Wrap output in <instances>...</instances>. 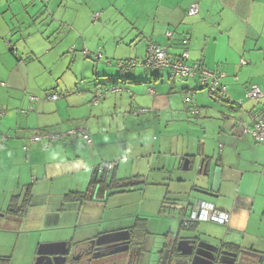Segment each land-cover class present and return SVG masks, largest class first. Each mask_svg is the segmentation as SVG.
<instances>
[{
  "label": "crops",
  "instance_id": "obj_1",
  "mask_svg": "<svg viewBox=\"0 0 264 264\" xmlns=\"http://www.w3.org/2000/svg\"><path fill=\"white\" fill-rule=\"evenodd\" d=\"M49 1L0 0V82L5 83L0 85L5 111L0 132L10 135L0 149V264H13L23 233L40 232L37 242L26 240V246L34 247L27 264H35L42 244L84 243L115 229L139 230L149 255L143 264H183L177 249L182 239L236 252L237 264H264V143L235 128L242 109H264V96H245L251 85L264 93V0ZM44 2L46 10L85 12L83 18L72 16L77 20L57 21L67 33L72 28L77 34L72 40L62 36L58 50L41 33L40 50L30 43L27 29L38 26V8ZM193 4L199 13L190 16ZM90 29L94 35L86 39ZM169 31L172 38L166 35ZM148 39L166 46L172 57L188 52L189 62L224 72L228 97L211 95L198 79L175 82L169 70L139 68L123 76L118 63L144 58ZM72 48L88 49L91 57L101 53L109 61L96 64L90 94L121 89L109 91L97 104L86 98L87 91L63 90V98L49 100L53 73L42 69L36 54L49 59L53 52L60 57ZM189 90L192 100L186 103ZM78 126L88 128L92 144L70 136L54 143L30 141L36 132L61 133ZM186 159L188 170L183 169ZM208 161L207 183L197 172L191 190L169 189L171 183H185L187 171ZM107 162L117 163L110 181L127 185L118 195L134 191L139 183L147 186L141 206L145 212L114 216L122 206L110 204L112 195L103 200L106 193H100L95 200L96 195L87 194L94 169ZM217 166L219 196L200 193L211 190ZM163 186L167 188L160 194ZM205 200L230 214L227 226L204 222L185 228L180 221L178 228L171 222L165 231L157 230L164 219L187 217L194 204ZM129 217L134 219L130 225H118ZM43 232L56 237L43 239ZM7 248L14 252L6 253Z\"/></svg>",
  "mask_w": 264,
  "mask_h": 264
},
{
  "label": "built area",
  "instance_id": "obj_2",
  "mask_svg": "<svg viewBox=\"0 0 264 264\" xmlns=\"http://www.w3.org/2000/svg\"><path fill=\"white\" fill-rule=\"evenodd\" d=\"M198 13V4H193L188 10V15L190 16L197 15ZM99 15L100 14H96L94 19L96 20ZM166 35L168 38H172V33L170 31L167 32ZM72 50L74 49L72 48ZM83 53L86 57L90 56V51L88 49H84ZM95 57L100 59L102 58V54L98 53L95 55ZM242 63H244V61H242ZM139 66L154 72L169 70L170 78L175 82L198 79L201 86L208 90L211 95H218L223 98L228 97L227 87L223 83V78L226 75L224 72L209 69L200 62H189L188 52H184L179 57H172L169 55L168 48L166 46H161L155 43L152 39H148L147 41V54L144 58H128L118 63V67L124 75L129 74V72L135 70ZM0 85L4 86L5 83L0 82ZM120 89L121 88L119 87H113L112 89L106 90L105 92L104 90H97L93 96V103L97 104L100 99L109 91H119ZM245 96L252 100H260L264 96V93L258 86L251 85L247 88ZM63 97V94L52 92L49 96V100L57 101ZM31 100H35V97L32 96ZM191 100L192 91L189 90L184 97V102L190 103ZM147 111L149 110H142V112ZM195 112L199 111L196 110ZM242 112L246 114L248 121L244 119ZM4 113V109L0 107V117ZM235 128L238 134L249 135L256 142L264 143V109H242L241 113L236 117ZM66 136H70L72 138L81 137L87 143H93L88 128L85 126H78L61 133L46 131L36 132L30 137V141L40 142L46 140L48 143H54L63 140ZM9 138L10 135L0 132V149ZM24 149L27 150L28 146H24ZM116 165V162L103 163L97 166L98 173L100 175L108 176L112 173ZM204 222H212L227 226L230 222V214L226 211L219 210L212 202L198 201L196 204H194L192 212L187 217L181 219V224L185 228H189L194 224Z\"/></svg>",
  "mask_w": 264,
  "mask_h": 264
},
{
  "label": "rangeland",
  "instance_id": "obj_3",
  "mask_svg": "<svg viewBox=\"0 0 264 264\" xmlns=\"http://www.w3.org/2000/svg\"><path fill=\"white\" fill-rule=\"evenodd\" d=\"M51 2V0L49 1ZM44 4H41L38 8V26L35 28L33 26L28 27L27 31H29L32 35L30 43L31 45L35 46L37 48V50H40L42 48V46L44 44H42V39H41V34H44L46 38H48V40L50 41V44L55 48L54 50H58V48L61 45V39L62 36L64 38V36H68L70 40H72V38L75 37L74 31L71 29H69V33H67L66 27L59 24L57 21H63L64 19L66 21H73L74 19L77 20L76 18H83L84 17V13L85 12H76L74 10L71 9H67V10H60V11H56L55 8L51 7V10H46L48 4L47 2H44ZM71 3V2H70ZM72 4H69L68 7H72ZM63 14H66V16H62ZM78 15H80L79 17H77ZM83 15V16H82ZM75 16V17H72ZM81 21H85V20H81ZM91 25H95L94 22H91ZM38 29V33L37 32ZM77 32V31H76ZM35 33V34H34ZM41 33V34H39ZM93 29H90V31L87 33L86 39H90L91 36H93L94 34ZM74 35V37H73ZM32 40H35V42H31ZM82 49L77 48L76 51H66L63 53V55L60 57L56 54V52H53L51 55H53L51 58L49 59H44L42 55L40 54H36L39 58H37V61L39 64L42 65V69L47 71V74L53 73V78H52V87L53 90H50L51 92L53 91H57L58 93H62V91L67 90V91H71L73 94H78L81 91H87L86 92V98H88L90 100V102H93V94H90L88 91H90L91 89H88L87 87L91 88L95 85V78H97L96 76H94V72L93 70H95V66L99 61H105V62H109L106 58L102 59H97L95 57V55H93V57H89L87 58L84 53L82 52ZM21 57H23V53H20ZM41 56V57H40ZM33 59V58H32ZM106 59V60H105ZM25 58L23 57L24 61ZM31 60V59H29ZM34 60H36L34 58ZM139 68H143L146 69L144 67H137L136 69ZM148 70V69H147ZM151 71V70H150ZM165 71V70H164ZM87 78H78L75 79V75L77 74H85ZM121 74L123 76H125L122 72ZM194 80H186V81H181V82H192ZM83 82V83H82ZM85 88V90H84ZM107 89H104V92ZM108 93H106L107 95ZM105 95V96H106ZM104 101V100H103ZM102 102V101H101ZM198 169H192L191 171H187L186 172V176H185V183H182V185L179 186L178 183H171L169 186V189L171 191L174 190H191L192 189V184H193V177L196 176V174L198 175ZM188 173V174H187ZM185 174V173H184ZM187 178V179H186ZM198 183H200V181H197ZM179 186V187H178ZM147 186L145 184H137V188L134 189V191L130 192V193H125L122 195H112L111 198H113L110 201V204L112 205H121L122 208L116 209L112 212V214L114 216H118V215H122V214H136V213H141V211L145 212V208L144 210H141V206L143 205V190L146 188ZM167 186H163L160 191V194H164V191L166 190ZM155 192H157L158 188H155ZM206 201V200H205ZM168 206H173L172 204H167ZM142 212V214H143ZM165 213H167L166 216H169V209L165 210ZM172 213H174L172 211ZM112 216V215H111ZM168 218V217H167ZM162 219V218H161ZM182 219V218H181ZM181 219L179 220L178 217L173 216V219H164L161 223V225L159 226V224L157 225L156 223V227L157 230L159 231H165V229H167L170 225L171 222H174L175 226L178 228V223L181 221ZM134 219L129 217V218H125L123 221L119 222L118 225H130L132 223ZM167 220V221H166ZM113 223V222H112ZM111 223V224H112ZM169 223V225H168ZM113 225V224H112ZM153 228H155L153 226ZM182 232L184 233H195V231H191V230H182ZM42 237L43 239L46 238H55L56 236L54 235H47V232H43L42 233ZM27 238H32V242L35 240L36 242L40 239V232H30V233H23L21 236V244L16 248L15 251V256H14V262L13 264H27V262L32 261L30 260V258L33 257V253H34V247H29L28 245L26 246V240ZM42 243V242H41ZM8 251H6V253H13L14 250L13 248L8 249Z\"/></svg>",
  "mask_w": 264,
  "mask_h": 264
},
{
  "label": "water",
  "instance_id": "obj_4",
  "mask_svg": "<svg viewBox=\"0 0 264 264\" xmlns=\"http://www.w3.org/2000/svg\"><path fill=\"white\" fill-rule=\"evenodd\" d=\"M190 160L186 159L183 169H189ZM212 164L211 161L206 163H201L198 168L199 175L203 176V181L207 183V179L209 173L207 171L208 167ZM221 184V168L215 167L213 179L211 182V190L207 189H199L198 191L202 194L211 197L219 196V188ZM98 189L96 191L97 199ZM108 194H105V199H107ZM123 234H127V236L122 237ZM95 241L97 244H106L111 243L114 245H121L123 243H127V246L124 248H119L112 255H117L119 258V262L117 264H143L149 258V255L144 253V251L136 250L134 251V247L130 246V231L126 229H115L106 233H103L98 236ZM92 241V242H93ZM71 241H55L42 244L38 249V258L35 264H41L42 261H46V264H70L68 262L70 255V248L68 246H72ZM195 239H182L177 244V249L181 252V256L185 259L183 264H237L238 263V254L236 252H232L229 250L221 249L218 246H210L202 241H199L197 245ZM56 246H66L67 249L64 252L60 251H44V249H48L49 247ZM92 258H97L95 255ZM59 260H62L61 262Z\"/></svg>",
  "mask_w": 264,
  "mask_h": 264
},
{
  "label": "flooded vegetation",
  "instance_id": "obj_5",
  "mask_svg": "<svg viewBox=\"0 0 264 264\" xmlns=\"http://www.w3.org/2000/svg\"><path fill=\"white\" fill-rule=\"evenodd\" d=\"M130 231V246L134 247V251L140 250L144 251L143 249V240L142 236L138 233L134 234V231L127 229ZM127 236V234H123L122 237ZM98 238L90 239L84 243L72 244V246H68L70 248V255L68 256V262L70 264H117L119 262V258L117 255H112L113 252L118 250L119 248H124L127 246V243H123L121 245H114V244H97L95 241ZM93 241V242H92ZM199 241L196 240V244ZM66 246H56V247H49L48 249H44V251H66ZM95 255L97 258H92ZM38 255L36 257L35 262L37 261ZM60 262L62 260H59ZM46 261H42L41 264H46Z\"/></svg>",
  "mask_w": 264,
  "mask_h": 264
},
{
  "label": "trees",
  "instance_id": "obj_6",
  "mask_svg": "<svg viewBox=\"0 0 264 264\" xmlns=\"http://www.w3.org/2000/svg\"><path fill=\"white\" fill-rule=\"evenodd\" d=\"M126 187H127L126 184H120L117 181H115V182L114 181H110V175H108V176L107 175H100L98 173V168L96 167L94 169L93 178H92V181H91V186H90L87 194H89L90 196L94 197L95 194H96V191L98 189V193H97L98 197H99L100 193H107L108 196H110V195H114V194H119V193L125 192L124 188H126ZM76 195L82 197L81 193L76 194Z\"/></svg>",
  "mask_w": 264,
  "mask_h": 264
}]
</instances>
